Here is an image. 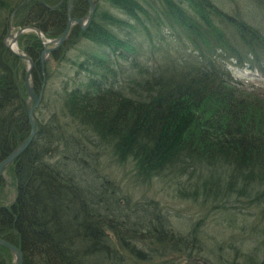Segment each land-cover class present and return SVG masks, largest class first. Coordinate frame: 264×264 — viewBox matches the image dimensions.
<instances>
[{"label":"trees","instance_id":"1","mask_svg":"<svg viewBox=\"0 0 264 264\" xmlns=\"http://www.w3.org/2000/svg\"><path fill=\"white\" fill-rule=\"evenodd\" d=\"M41 1L28 0L16 14V22L59 37L67 23L69 0L54 11ZM43 1L54 6L60 0ZM246 1L264 7V0ZM87 2L76 0L75 16L87 11ZM14 6L17 3L0 0L2 13L11 12ZM226 7L234 13L229 16L246 22L250 34L236 58L215 50L211 41L199 37L196 28L199 23L210 34L215 29L229 31L232 25L224 30L222 24L214 25L227 15ZM242 9L246 5L228 0H97L95 19L88 30L72 29L53 56L62 64L66 62L64 52L74 48L80 37L94 43L92 49H77L79 59L68 65L83 77L70 72L69 77L87 82L86 76L97 71L111 73V91L90 98L87 106L80 105L87 124L94 130H107L84 135L77 128L60 132L67 128L51 120L38 133L33 150L27 149L10 165L17 194L12 205L0 203V238L22 250L24 264H139L150 261L154 253L137 248L141 237L150 238V243L169 244L167 255L190 253L189 236L174 234L162 225L161 205L152 204L154 213L144 219L138 212L127 213L130 207L142 211L145 207L138 206L140 200L132 202L100 169L101 155L85 138L91 133L109 151V165L131 161L137 177L152 179L167 170L180 173L183 167L192 170L191 174L201 167L224 171L227 166L234 169L236 182V177L243 179L244 192H251L256 203L264 204V91L234 73V68H242L264 76V11L244 14ZM184 10L189 22L184 19ZM24 37L27 53L35 58L43 48L41 40L35 34H25L21 40ZM251 40L255 42L250 44ZM178 45L186 46L183 58L175 56ZM153 49L162 52V68L139 69L136 63L141 53L148 51L153 56ZM130 55H134L130 60L132 67H138L140 78L132 80L135 83L122 81L117 85L119 64L112 57ZM21 62L0 34V160L9 147L24 140L29 129L27 111L21 105ZM91 113L99 121L90 119ZM38 142L49 149L48 160L47 155L37 156ZM202 181L205 193L213 192V197L225 200L227 194H221L218 179ZM5 183L0 179V192ZM233 183L226 188L228 192L236 189ZM149 201L152 199L144 202ZM8 252L0 244V264H11Z\"/></svg>","mask_w":264,"mask_h":264},{"label":"rangeland","instance_id":"2","mask_svg":"<svg viewBox=\"0 0 264 264\" xmlns=\"http://www.w3.org/2000/svg\"><path fill=\"white\" fill-rule=\"evenodd\" d=\"M9 1L11 5L17 3V6H14L11 9V12L6 11L5 13H2L4 11H0V34L7 45H11L14 41L12 35H14L19 29L26 27L21 26L16 22V18L19 17L16 16V14L22 10V7L27 4L28 0ZM228 1L238 5L239 3L241 5H246L247 3L246 0ZM56 6L59 8L58 4H56ZM246 9H248L247 6ZM2 16H6L5 21L2 20ZM37 29L42 33V36L36 32V30H24L15 40V42H17L19 52L22 54L24 53L29 58L30 56L27 53V47H25L23 42L27 40L25 37L21 40L25 34H35V36H37V38L44 43L45 49L55 46L47 44L49 39H58L60 37H50L45 32H42L41 29ZM27 45L29 47L31 46L29 42ZM85 48L88 49V47ZM153 50L155 51L153 52V56L151 52L145 51V53H141L139 59L147 62L148 65L165 60L161 57L162 52L157 53L156 49ZM76 52H79V50H74V48H70L64 52V58L66 60L65 63L67 65H73V62L79 59V57L75 55ZM51 53L49 54L51 55ZM49 54L46 55V60H40L42 66L40 68H42V70L44 68L43 72H45V69L48 71V73L45 72V75L47 74L46 76L43 72L41 73V76L44 75V78L48 80V82L46 81L47 89L45 90V98L39 102V105H35L36 102L33 98H29V96H27V92L24 98L25 101L29 100L30 104L29 105L27 102V105H24L27 115L29 116L28 112L31 110V106L39 109V113H35H38L37 116L39 119L42 117H46V119L50 118L49 121H45L48 125L53 117H59L58 114L50 111L48 106L51 104L49 100H51L54 96V91L56 92L55 95L58 96V92L56 90L63 86L64 82L62 83V78L66 73L62 64L57 62L53 54L51 56ZM20 58L22 61L20 74L22 81H24L26 77L24 74H29L28 71L31 63L26 58ZM32 62L33 68L31 74H35L37 73L40 65L38 63H34V61ZM70 73L72 75L76 74L83 77V75L77 74L74 70H71ZM234 73L238 78L248 81V85H252L257 89H260L258 91H264L263 74L261 75V73L242 68H234ZM47 76H50V78L47 79ZM117 80L119 81H117L116 84L121 85L123 78L119 76ZM34 84L36 85V88L41 86L40 83L34 82ZM15 106L20 105L16 103ZM90 119L99 121V119L96 118L95 113H91ZM91 126L93 125L91 124ZM85 128H88V124ZM85 128L81 130L83 132L79 131L83 135L85 134L84 132H88ZM97 137L98 136L91 133L90 136H86L85 138L88 140L91 149L98 151L101 155L100 160H102V162H104L108 167L110 171L109 175L122 187L123 194L125 196H129L132 199V202L140 200L137 201L139 202L138 206L143 205L145 207L143 211L140 210V207L135 209L130 207V212L128 210L127 213L135 214V212H138L142 215V219H144L148 214L154 213L152 204L157 203V205H161L166 212L165 213L160 210L162 215L164 214L162 225L170 232H174V234L177 233V235H181L183 237L188 235L190 243H192L191 245L189 243V248H191L189 249L191 250L190 253L185 254L183 252H170L167 255L165 253L171 249L169 244L163 245V242L158 244L154 242L150 243L152 241L150 238L141 237L137 239V248L145 252H149L150 250L154 253L150 261H141L138 262L139 264H264V204L256 203L255 195L251 194V192H244V188L246 186L243 183V179L236 177V182L233 178V175H236L233 173V168L228 169L227 166H224V171L222 169L216 171L201 167L196 168V171L194 170L195 173L191 174L192 170L183 167V171H178L180 173H173L167 170L159 174L161 176H154L152 179H149L150 177L148 176L149 178L147 177V179H143L136 176L134 172L135 169L133 168L131 161L121 165H109L111 162L109 164L108 162L111 159L104 151V146L99 144L101 141L100 138ZM99 163L102 166L100 161ZM104 163L103 165H105ZM7 173V182L5 183L4 190L0 192V203L12 205L13 201L16 199L17 189L13 184V176H11L9 172ZM212 177L218 179L219 186L217 183L216 186H218V189L222 188L221 194L222 192L227 194L226 197H224L225 200L213 197V192L210 194L205 193L206 190L202 186V180L206 181L208 178L212 179ZM231 182L235 183L236 189L228 192L226 188H230ZM148 199H152V201L144 202ZM156 216H158L157 212ZM7 249L9 250L8 255L6 256L8 261L10 257L12 258L11 264H16L14 252H12L9 248Z\"/></svg>","mask_w":264,"mask_h":264},{"label":"bare ground","instance_id":"3","mask_svg":"<svg viewBox=\"0 0 264 264\" xmlns=\"http://www.w3.org/2000/svg\"><path fill=\"white\" fill-rule=\"evenodd\" d=\"M88 1V0H87ZM95 2V10L92 14V9H91V4L88 3V9L87 11L84 13V11H82V13H84L82 16H75L73 11H74V6L76 3V0H69V2H67V23L66 26L64 28V30L62 31V33L60 34V36H62V34L66 31L67 26L69 24V20H72V24L71 27L69 29V31H67V37L66 40L69 38L72 29L74 27H79L81 29V31H87L88 28L90 27V25L92 24V22L95 19V15L97 12V0H93ZM65 3V0H60L58 5L59 7H62L63 4ZM215 4H219V2H214ZM222 3V2H221ZM42 4L44 5L45 8L54 11L56 9H58V6L54 5L51 6L50 4L46 3L45 1L42 0ZM263 5V4H262ZM246 6L248 7V9H242L244 14H257L260 12L264 11V7L260 6L258 7L255 4H250V3H246ZM56 7V9H55ZM226 14L224 15V17H222V19L218 22H214L215 24H222L221 28L224 30L227 26L226 25H232L231 29L229 31H217L215 29V31H213L211 34L209 33L208 30H206L204 28V26L202 24L197 23L196 28L198 31V35L199 37L203 38V39H207L209 41H211L213 43V45L215 46V50H217L220 53H228L229 55L233 56V57H237V51H243L244 50V45L243 41L248 40L249 39V33L247 32V26H246V22L238 17L235 16H229V15H234L233 11H231L228 7H226ZM74 15V16H73ZM183 15H184V19L185 21H190L186 18H188V14L187 12L184 10L183 11ZM260 16V15H259ZM262 17V16H261ZM233 20L239 21V24H235V22H233ZM253 20V19H252ZM81 21V23H80ZM211 21V18H210ZM255 21H257V19H255ZM51 23H53V21H50ZM13 23V22H12ZM14 24V23H13ZM213 24V23H212ZM234 24L236 26L241 27V29H239L238 27H235ZM18 26V25H17ZM51 26V25H50ZM52 28V27H50ZM37 29V28H36ZM246 30V31H245ZM42 31V30H41ZM23 31H21V29H19L14 35V37H19L22 34ZM43 32V31H42ZM39 39V38H38ZM91 39H87L84 38V36L80 37V39L78 40V43L76 44V46L74 47V50H77L79 48L82 47H88L90 49H92V45H94V43L92 41H90ZM93 40V39H92ZM142 40V38H141ZM29 43L32 42V39L28 41ZM255 41L251 40L249 41L250 44H253ZM43 44V48H41L38 53H36L34 56L35 58H33L30 54V59L32 61H34V63H38L40 66L37 70V73L35 74H31V72L28 74H24L25 79L24 81H22L21 79V74L19 75V81H20V91L23 97V101L21 105H27V102L29 104V100H24L26 92H27V96H29V98H33V100L36 102L35 105H39V102L45 98L46 94H45V90L47 89V82L48 80H46L44 78L45 72L48 73V71L44 68L42 70L41 66V61L46 60L45 57L47 55V51L44 48V43ZM5 45L7 46V48L14 53L15 55H17L15 52L19 51L17 42L13 41L11 43V45H7V43L5 42ZM9 46H11V49H13L14 51H12ZM122 47V46H121ZM124 48V47H123ZM186 46L184 45H178L177 47H175L174 51L177 52V57L179 58H183V52L185 50ZM229 48V49H227ZM227 49V51H226ZM56 51L53 50L51 55ZM173 51V52H174ZM123 52H125L123 50ZM50 55V54H49ZM50 55V56H51ZM96 56V58H98V55H94ZM134 56V55H133ZM132 55H130L129 57H112L113 62L118 61L117 63L118 65V76H121L123 78V81L127 82V83H135L137 81H132V80H137V78L139 79L140 76L138 75V67L139 69H141L142 67H145L146 69H149L150 71L154 70L155 68H162V62L159 61V63H155V64H150L148 65L147 62L139 60L140 62H137L136 64L138 65L137 68H135V66L132 67V63L131 60H134V57ZM195 56H192L191 59H194ZM111 62V63H113ZM63 69L66 71V73L63 76V86L61 88H58V90H56L58 93V96L55 95V91H54V96L51 98L50 101V105L48 106L50 108V111H52L53 113L55 112L56 114L59 115L58 118L53 117L51 120L54 121L56 124H59L61 126H65V128L67 129H59L60 132H68V129L70 130L71 128H77L80 131L85 128L86 123V114L81 111V103L84 104V106H87L90 102L89 99L90 98H94L97 96H100L102 94H107L111 91V88L113 86L114 80H113V76L111 75V73L109 71H104L101 70L100 72H95L90 74L89 76H86V81L87 82H76L73 81L70 77H69V72L72 70L71 66H68L65 62L62 63ZM44 73L43 76H41V73ZM47 75V74H46ZM45 75V76H46ZM137 77V78H136ZM50 76H47V79H49ZM47 81V82H46ZM35 83H40L41 86L36 88ZM78 84V85H77ZM74 87V88H72ZM50 98V97H49ZM30 105V104H29ZM31 110H29V114L30 111H33V115L32 119H30V116H28V124H29V129H28V133L26 135V137L24 138V140L19 144V145H15V146H11L7 149V151L5 152V154L2 156L0 163L2 161H5L9 158H13V160L8 163L4 170L2 171V175L0 176V179H4L7 182V177H6V173H12L11 169L9 168L10 165L12 163H14L16 160H19L23 157V155L25 154V151L28 149H32L33 150V145L34 142L37 138L38 133L41 131V129H44L45 127L49 126L48 124H46L45 121H49V119H46V117H42L39 119V117L37 116V114L39 113L38 110L34 107L31 106L30 108ZM36 109V110H35ZM35 112H38L37 114ZM18 119L17 116H14L13 119ZM45 124H44V123ZM34 123V124H32ZM32 125H35L34 127ZM50 129H52V127H49ZM88 130V132H95L97 130V132H104L107 129L102 128V129H95L88 123V128H85ZM62 130V131H61ZM83 132V131H81ZM28 141L27 143V147L21 151L19 149V147L24 143ZM38 146H40V148L38 149L40 153L37 154V156L40 154L41 157L47 155L46 159L48 160L49 158V149L46 147V145L44 143H39L38 142ZM105 152H109L106 151L104 149ZM36 154V153H35ZM99 154V153H97ZM96 153L94 154V157L97 158V160L99 159V156ZM39 155V157H40ZM84 157V156H83ZM93 161V160H92ZM100 162L102 163V171L109 174L110 171L108 169V167L106 165H103L104 162H102V160H100ZM111 161L108 162V164ZM105 164V163H104ZM8 175V173H7ZM11 175V174H10Z\"/></svg>","mask_w":264,"mask_h":264},{"label":"water","instance_id":"4","mask_svg":"<svg viewBox=\"0 0 264 264\" xmlns=\"http://www.w3.org/2000/svg\"><path fill=\"white\" fill-rule=\"evenodd\" d=\"M89 1V3L91 4V9H92V14H93V12H94V10H95V2L93 1V0H88ZM72 20H69V24H68V26H67V29H66V31L62 34V36H60L58 39H49V41H48V45H55V46H52L51 48H46V53L48 54V52H52L53 50H55V49H57V48H59L60 46H62V44L64 43V41L66 40V37H67V31H69V29H70V27H71V24H72ZM80 23H81V21H80ZM24 30H36V32H38L41 36H42V33L38 30V29H36V28H34V27H31V26H26V27H24V28H22L21 29V31H24ZM18 37H14L13 36V40L15 41L16 39H17ZM47 44H45V45H47ZM9 48L11 49V46H9ZM12 51H14L13 49H11ZM18 56H20V57H22V58H26V59H28L29 61H30V63H31V65H30V68H29V73L32 71V68H33V62L31 61V59L27 56V55H25L24 53L22 54L21 52H19V51H16L15 52ZM31 115H33V111H30V114H29V116H30V119H32V116ZM32 124H34V123H32ZM33 127L35 126V125H32ZM27 143H28V141H26V142H24L20 147H19V149L21 150V151H23L26 147H27ZM13 160V158L11 157V158H9V159H7V160H5V161H2L1 163H0V176L2 175V171L4 170V168H5V166L8 164V163H10L11 161ZM0 244L1 245H3V246H5V247H7V248H9L12 252H14V254H15V258H16V264H24V255H23V252H22V250L19 248V247H17L16 245H14V244H12V243H10L9 241H7V240H4V239H2V238H0Z\"/></svg>","mask_w":264,"mask_h":264}]
</instances>
